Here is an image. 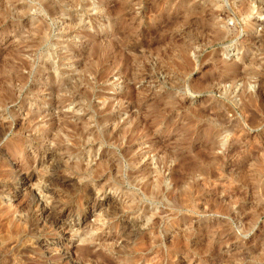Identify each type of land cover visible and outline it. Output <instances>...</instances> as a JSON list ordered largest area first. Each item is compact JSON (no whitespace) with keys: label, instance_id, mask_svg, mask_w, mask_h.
Returning a JSON list of instances; mask_svg holds the SVG:
<instances>
[{"label":"rangeland","instance_id":"374dc122","mask_svg":"<svg viewBox=\"0 0 264 264\" xmlns=\"http://www.w3.org/2000/svg\"><path fill=\"white\" fill-rule=\"evenodd\" d=\"M0 264H264V0H0Z\"/></svg>","mask_w":264,"mask_h":264}]
</instances>
